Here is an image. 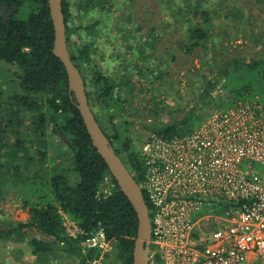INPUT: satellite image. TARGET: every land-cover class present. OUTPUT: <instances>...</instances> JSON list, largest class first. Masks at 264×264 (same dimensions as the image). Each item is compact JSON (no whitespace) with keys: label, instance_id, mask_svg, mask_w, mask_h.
<instances>
[{"label":"trees","instance_id":"1","mask_svg":"<svg viewBox=\"0 0 264 264\" xmlns=\"http://www.w3.org/2000/svg\"><path fill=\"white\" fill-rule=\"evenodd\" d=\"M24 1L26 5L20 9ZM106 1L78 0L76 9L85 12L97 6L103 12ZM153 1L151 18L156 15L154 6H158V0ZM122 2L124 3L123 0ZM134 4V0H129L126 7H123L125 11L122 18L119 16L117 21L122 36L130 42L128 49L131 50V57L117 53L119 60L116 65L119 70H114L112 74L101 71L91 62L93 50L90 39L82 41L80 35L77 38L70 37L76 27L69 21V0H61V11L69 57L83 78L91 111L107 137L108 144L117 154H124L120 157L121 161L139 183L143 178V165L138 148L126 131L127 119L124 112L127 108L124 103L135 93V87L143 88V80L150 83L148 89L153 100L154 92L171 81L167 63L174 57H168L164 47H160V54H155L161 39L157 32L162 30L156 29L157 25L152 22L142 31L137 16L146 9L140 4ZM159 4L161 11L166 14L162 23L166 25L173 21L177 24L176 27L182 28V33L176 35L173 42L178 41V48L189 54L190 59L195 53L203 55L209 50L214 52L216 46L220 45L221 40L216 38L213 30L215 24L211 17L212 14L218 17L224 14V0H160ZM100 19H107V15H100L86 24L85 31L94 33V27L102 29L103 26H99ZM234 27L237 28V25ZM136 32L141 36H137ZM52 37L47 0H0V59L12 65L11 73L20 87L16 91L0 92V126L14 125L16 132H19L22 121L20 112L27 111V116L34 124V131L40 135L39 138L44 134V129L48 128L50 133L60 137L66 144L69 164L76 173L75 179L70 180L60 169L44 172L45 175L39 180L40 185H31L28 190L33 195L32 199L25 197L21 202V206L26 209V217L10 222L5 227L0 226V241L25 240L35 256L36 264L54 260L56 256H61V259L72 256L77 258L78 264H89L88 260L97 251H83L79 236L66 233L62 223V214H65L83 230L89 231L97 223L103 227L106 237L111 238L113 243L111 251L104 254L103 260L106 264H131L136 213L108 171L104 160L91 144L75 99L67 89L64 67L51 50ZM137 55L141 59L140 63L134 60ZM204 56H201L197 66L199 73L196 76L202 83L196 91L195 103L182 115L170 117L164 122L156 118L150 122L143 120L142 127L145 130L167 137L187 133L195 127L188 124L190 115L201 104L207 106L208 112L212 107L226 106L238 98L233 94L246 91L248 84L244 81L237 85V82L257 70L260 65L264 66V40L250 56L241 53L225 55L215 61V64L213 58L211 60ZM152 60L156 62L153 63ZM133 74H138L141 80L135 81ZM161 78L164 81L153 83L154 79ZM220 85L230 92L229 98L221 95ZM146 112L158 115L156 107H147ZM17 137L9 144L11 149L22 147L21 138ZM44 141L41 138V142ZM38 151L45 157L43 150ZM13 152L14 154H9L11 158L16 156V152ZM32 158L28 155L26 159L31 161ZM105 175L112 182L109 192L103 190ZM24 178L31 183L35 182L30 175ZM142 196L144 199L143 193ZM29 230L34 231V234L28 235ZM60 262L63 263V260Z\"/></svg>","mask_w":264,"mask_h":264},{"label":"built area","instance_id":"2","mask_svg":"<svg viewBox=\"0 0 264 264\" xmlns=\"http://www.w3.org/2000/svg\"><path fill=\"white\" fill-rule=\"evenodd\" d=\"M138 153L148 264H264V99L212 107L187 133L147 131ZM102 183L109 192L107 175ZM62 216L82 250L97 251L89 264H102L112 248L103 227L86 231Z\"/></svg>","mask_w":264,"mask_h":264},{"label":"rangeland","instance_id":"3","mask_svg":"<svg viewBox=\"0 0 264 264\" xmlns=\"http://www.w3.org/2000/svg\"><path fill=\"white\" fill-rule=\"evenodd\" d=\"M78 0H69V21L76 28L70 33L71 38H77L80 35V40H91V62L95 63L97 67L106 73H113L114 70H119L117 53H120L124 57H131V50H129L130 42L127 41L120 32L117 21L118 17L123 16L126 5L129 0H107L104 4V11L101 12L97 6L95 9L82 11L76 9ZM138 6L140 4L146 11H140V15L137 16L138 22L142 26V31L146 30L152 22L157 26L156 29L162 30L157 32V35L161 37L159 40L158 49L155 54H160L162 50L160 47H164V52L170 57L173 55V59L168 61L167 68L171 77V81L165 83L164 87L161 85L160 89L154 92L153 100L150 98V83L148 81H142V89L135 87L133 95L130 96L129 101L125 102L127 111L124 112L127 119L126 131L132 138L136 147L139 150L142 140L147 134V130L142 127L143 120L150 122L156 118L161 121H167L170 117H178L182 115L189 106L193 105L196 100V91L201 85L202 81L196 76L199 73L197 66L200 63L201 56L210 58L215 64V61L220 60L225 55L234 53H241L245 56H250L253 51L264 40V0H224L226 8L222 9L223 15L220 17L212 14V21L214 33L216 38L221 40L220 45L216 46V50L212 52L209 50L206 54L195 53L191 56L178 48V41L173 42V38L182 33V28L176 27V23L170 21L166 25L162 23L165 13L161 11L160 0H158V6H154V12L156 15L151 18L150 9L153 0H134ZM24 6H20V9L24 8L26 1L22 2ZM134 4V5H135ZM228 7V9H227ZM235 11V14L233 13ZM106 14L107 19L101 20L98 29L95 27L94 33H88L85 31L84 26L91 23L96 17ZM135 14V13H134ZM19 15V12H17ZM136 20V19H135ZM105 21V22H104ZM237 25V28L234 27ZM223 28V29H221ZM137 36H141L136 32ZM219 47V48H217ZM136 52V51H134ZM137 63L141 62L140 57L137 55L134 57ZM153 63L156 60H152ZM12 65L6 64L0 59V92L6 93L9 91L18 90L19 84L11 73ZM193 72V74L191 73ZM133 79L141 80L138 74H133ZM164 81L161 79H154L153 83H161ZM247 82V90L240 94H233L234 97H240L246 95L251 97L256 94L261 99H264V66H259L257 70H254L249 75L243 77V80L237 82V85L242 82ZM162 90V91H160ZM221 95L225 98H229L230 92L225 90L223 85L219 86ZM215 96V93H212ZM156 107L158 115L148 114L146 108ZM207 106L201 104L190 115L188 124L196 126L207 113ZM96 110L95 108H93ZM28 112L23 110L20 112L22 115V121L19 124L20 131L16 132L14 125L0 126V226L5 227L10 222L15 220H23L26 217V209L21 206L23 198L27 197L32 199L33 195L28 191L31 185H40L39 180L43 178L45 173H50L51 170H62L63 173L68 175L70 180H74L76 173L71 169L69 164V153L66 150V144L60 139V137L54 136L49 132L48 128L44 129V134L41 138L45 140L41 142L40 135L34 131V124L29 116ZM11 132L15 134H11ZM18 137H17V135ZM21 138L22 147H14L11 149L9 144L15 141V138ZM38 150L45 152V157H42ZM15 157H10L9 154H14ZM32 156V160H27V156ZM41 158V160H39ZM43 160V161H42ZM42 161V164L40 163ZM240 168H244L243 164L239 165ZM254 167L259 171L260 165L254 162ZM36 170V171H34ZM39 171V172H38ZM45 172V173H44ZM33 181L32 183L24 178L29 177ZM24 179V180H20ZM75 222L73 219L69 218ZM62 221H65V217L62 216ZM64 229L68 234L72 231V226L66 222ZM28 235L34 234V231L29 230ZM61 256H56L54 260L48 262H40V264H78V260L75 257H65L61 259ZM63 260V263L60 261ZM0 264H36L35 256L30 252L25 240L20 242L13 241H0Z\"/></svg>","mask_w":264,"mask_h":264},{"label":"water","instance_id":"4","mask_svg":"<svg viewBox=\"0 0 264 264\" xmlns=\"http://www.w3.org/2000/svg\"><path fill=\"white\" fill-rule=\"evenodd\" d=\"M48 12L52 24L51 50L61 61L67 80V89L75 99V105L82 118L84 127L89 135L91 144L104 160L108 171L113 176L119 189L129 200L137 218L135 236L131 250V264L147 263V239L150 225L146 212V205L138 182L121 161L119 155L108 144L107 137L99 127L91 108L87 102L84 82L77 67L69 57L66 46L65 27L61 11V0H47Z\"/></svg>","mask_w":264,"mask_h":264},{"label":"flooded vegetation","instance_id":"5","mask_svg":"<svg viewBox=\"0 0 264 264\" xmlns=\"http://www.w3.org/2000/svg\"><path fill=\"white\" fill-rule=\"evenodd\" d=\"M69 6V5H68ZM119 155V157H121L122 158V156L124 155V154H118ZM128 169V168H127ZM129 171V170H128ZM130 173V172H129ZM145 200V204H146V199H144ZM111 239V238H110ZM112 242V241H111ZM112 246H113V243H112ZM112 249V248H111ZM111 251V250H110ZM109 251V252H110ZM108 253V252H107ZM103 259H104V257H103ZM102 264H106V262H104V260L102 261Z\"/></svg>","mask_w":264,"mask_h":264}]
</instances>
